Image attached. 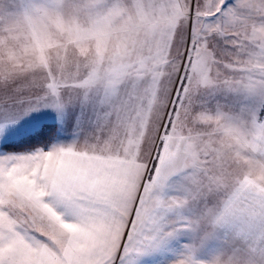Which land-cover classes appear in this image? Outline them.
<instances>
[{
	"label": "snow or ice",
	"instance_id": "1",
	"mask_svg": "<svg viewBox=\"0 0 264 264\" xmlns=\"http://www.w3.org/2000/svg\"><path fill=\"white\" fill-rule=\"evenodd\" d=\"M0 264H264V0H0Z\"/></svg>",
	"mask_w": 264,
	"mask_h": 264
},
{
	"label": "rangeland",
	"instance_id": "2",
	"mask_svg": "<svg viewBox=\"0 0 264 264\" xmlns=\"http://www.w3.org/2000/svg\"><path fill=\"white\" fill-rule=\"evenodd\" d=\"M258 259H259V257H258Z\"/></svg>",
	"mask_w": 264,
	"mask_h": 264
}]
</instances>
